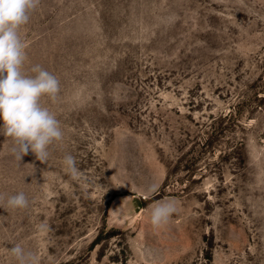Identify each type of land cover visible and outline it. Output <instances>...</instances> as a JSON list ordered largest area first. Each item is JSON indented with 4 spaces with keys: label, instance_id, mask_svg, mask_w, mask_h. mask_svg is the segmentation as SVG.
<instances>
[{
    "label": "rangeland",
    "instance_id": "1",
    "mask_svg": "<svg viewBox=\"0 0 264 264\" xmlns=\"http://www.w3.org/2000/svg\"><path fill=\"white\" fill-rule=\"evenodd\" d=\"M20 35L64 139L19 162L0 135V264H264V0H40Z\"/></svg>",
    "mask_w": 264,
    "mask_h": 264
},
{
    "label": "clouds",
    "instance_id": "2",
    "mask_svg": "<svg viewBox=\"0 0 264 264\" xmlns=\"http://www.w3.org/2000/svg\"><path fill=\"white\" fill-rule=\"evenodd\" d=\"M40 0H0V135L12 141L11 154L15 160L33 153L37 160L46 163L50 156L49 147L64 139L60 121L41 102L47 97L52 102L61 91L59 79L40 65L30 68L32 75L24 69L27 61L26 43L20 30L28 24L31 14L38 8ZM66 171L72 177L80 175L76 159L68 154L63 157ZM157 185H151L148 193H155ZM4 200L0 194V201ZM11 209H24L29 200L23 192L11 195L6 201ZM178 212L174 199L158 201L150 213L153 227L167 225L173 214ZM44 231L47 225L41 224ZM9 252L17 264H38L36 255L14 244Z\"/></svg>",
    "mask_w": 264,
    "mask_h": 264
}]
</instances>
